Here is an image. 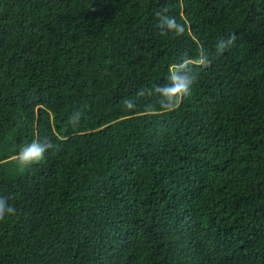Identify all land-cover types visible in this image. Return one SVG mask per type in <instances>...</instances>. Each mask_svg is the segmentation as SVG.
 <instances>
[{
	"label": "trees",
	"instance_id": "trees-1",
	"mask_svg": "<svg viewBox=\"0 0 264 264\" xmlns=\"http://www.w3.org/2000/svg\"><path fill=\"white\" fill-rule=\"evenodd\" d=\"M0 197V264H264V0H0Z\"/></svg>",
	"mask_w": 264,
	"mask_h": 264
},
{
	"label": "clouds",
	"instance_id": "clouds-1",
	"mask_svg": "<svg viewBox=\"0 0 264 264\" xmlns=\"http://www.w3.org/2000/svg\"><path fill=\"white\" fill-rule=\"evenodd\" d=\"M168 9H163L156 13L158 19V28L164 30L162 35H166L167 32H174L176 35H182L184 32L183 25L177 23L175 17H170L166 13ZM235 39L234 36L225 39L221 37L216 44V50L218 54L223 53ZM204 63V61H200ZM168 82L162 85H154L150 89H141L138 96H144L145 94H155L159 97V103L161 108L167 110H173L179 106V103L192 93L193 86L198 82V73L194 70L191 61L185 58L182 62L174 64L170 67ZM125 106L131 108L133 105L130 101L125 103ZM79 122V114L73 123ZM55 145L50 141L45 142H32L27 144L19 154V162L25 166H31L34 163H39L44 159L45 153L49 149H54ZM15 208L8 203L6 197H0V220H3L6 215H14Z\"/></svg>",
	"mask_w": 264,
	"mask_h": 264
}]
</instances>
